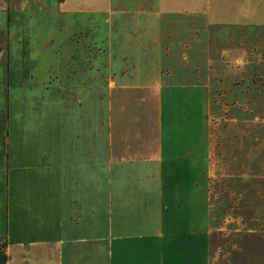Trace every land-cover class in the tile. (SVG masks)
Returning a JSON list of instances; mask_svg holds the SVG:
<instances>
[{"label":"crops","instance_id":"0c3cea01","mask_svg":"<svg viewBox=\"0 0 264 264\" xmlns=\"http://www.w3.org/2000/svg\"><path fill=\"white\" fill-rule=\"evenodd\" d=\"M62 8L91 32L87 0ZM70 46L40 70H14L8 45L0 54L5 264H203L189 235L203 211L187 208L188 196H204L199 167L172 144L169 83L153 55L145 83L119 76L112 50L99 69L91 48Z\"/></svg>","mask_w":264,"mask_h":264},{"label":"rangeland","instance_id":"374dc122","mask_svg":"<svg viewBox=\"0 0 264 264\" xmlns=\"http://www.w3.org/2000/svg\"><path fill=\"white\" fill-rule=\"evenodd\" d=\"M64 1L0 0V54L8 45L14 70H40L77 39L97 68L112 50L119 76L145 83L152 54L154 73L169 83L172 144L198 165L204 190L188 196L187 208L203 211L190 218L191 244L203 248V264H264V0H87L91 32L71 24ZM2 196L0 178V236Z\"/></svg>","mask_w":264,"mask_h":264},{"label":"trees","instance_id":"16d2710c","mask_svg":"<svg viewBox=\"0 0 264 264\" xmlns=\"http://www.w3.org/2000/svg\"><path fill=\"white\" fill-rule=\"evenodd\" d=\"M6 261V255L5 253L0 254V264H5Z\"/></svg>","mask_w":264,"mask_h":264}]
</instances>
